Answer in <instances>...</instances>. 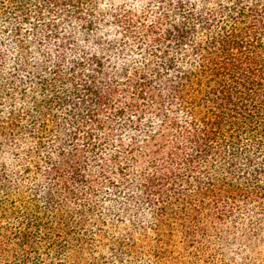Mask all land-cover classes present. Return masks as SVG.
<instances>
[{
	"label": "trees",
	"instance_id": "trees-1",
	"mask_svg": "<svg viewBox=\"0 0 264 264\" xmlns=\"http://www.w3.org/2000/svg\"><path fill=\"white\" fill-rule=\"evenodd\" d=\"M0 264H264V0H0Z\"/></svg>",
	"mask_w": 264,
	"mask_h": 264
},
{
	"label": "rangeland",
	"instance_id": "rangeland-1",
	"mask_svg": "<svg viewBox=\"0 0 264 264\" xmlns=\"http://www.w3.org/2000/svg\"><path fill=\"white\" fill-rule=\"evenodd\" d=\"M228 256H229V257H233V256H234L233 252H229V253H228Z\"/></svg>",
	"mask_w": 264,
	"mask_h": 264
}]
</instances>
